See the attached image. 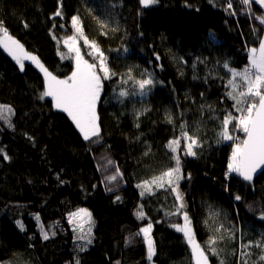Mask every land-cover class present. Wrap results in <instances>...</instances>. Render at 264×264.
<instances>
[{
	"label": "trees",
	"instance_id": "16d2710c",
	"mask_svg": "<svg viewBox=\"0 0 264 264\" xmlns=\"http://www.w3.org/2000/svg\"><path fill=\"white\" fill-rule=\"evenodd\" d=\"M231 3L229 8L228 0H158L143 9L139 0H0L8 35L58 79L75 69L65 45L70 37L84 60H98L72 27L73 16L116 73L102 81L101 133L99 143H92L50 97L39 98L44 74L27 61L21 71L0 47V104L13 110L0 119V264H195L183 233L173 226H182L185 214L202 247L211 236L224 237L216 247L223 249L225 264H236L242 243L264 237V172L250 183L229 172L232 145L244 133L230 124L236 141L218 135L226 115H240L225 95L231 75L223 65L247 66L248 49L258 48L264 36L255 18L264 9ZM58 9L62 16L54 15ZM149 77L154 84L141 95L135 80ZM121 91L127 95L121 97ZM181 124L198 139L195 156L185 154L183 141L176 153L166 147L181 138ZM214 152L203 174L188 166ZM173 156L181 160L180 179L169 185L163 173L175 168ZM117 168L120 175L109 182ZM179 185H185L190 211L180 208L172 190ZM79 208L91 213L86 248L69 222ZM141 209L143 219L137 217ZM149 223L151 261L140 233ZM250 251L252 264L260 249ZM206 255L209 264H219Z\"/></svg>",
	"mask_w": 264,
	"mask_h": 264
},
{
	"label": "snow or ice",
	"instance_id": "6c2138e0",
	"mask_svg": "<svg viewBox=\"0 0 264 264\" xmlns=\"http://www.w3.org/2000/svg\"><path fill=\"white\" fill-rule=\"evenodd\" d=\"M158 3V0H139L141 8H148L151 5ZM241 3L249 11L252 10V3H255L264 9V0H241ZM228 7H232L231 0H228ZM235 15V13H231ZM55 16H62V12L58 9ZM260 24L264 25V14L257 15L255 17ZM72 27L80 38L84 39L85 44H88L92 50L97 53V63H89L84 60L80 55L79 48L74 47V39L72 37L69 40H65V45L69 48V51H75V69L71 75L66 79H58L52 75L37 59L35 56H31L24 52L22 45L16 40L12 39L6 29L3 28V22L0 21V32H3L4 39L0 40V46L12 56L16 63L20 66L21 71L24 70L23 60H31L40 71L44 74L45 86L44 91L40 95V99L50 97L53 103V107L59 111L66 113L71 119L75 128L79 131L80 135L85 141H91L92 143H99L101 128L98 123L99 117L97 113V104L100 100L102 81L110 79L116 75L115 72L108 67L107 59L103 52L97 46L95 41H89L83 33L82 27H80V18L73 16L71 18ZM27 26V25H25ZM63 27V25H61ZM101 27H105L101 23ZM264 30V29H262ZM255 31V29H254ZM104 34V33H101ZM72 41V44L69 41ZM21 53L23 55H21ZM97 59V57H94ZM159 59V57H157ZM248 64L243 70H236L230 67L228 62H225L223 68L230 73L231 79H228L225 88L230 89L225 92V95L234 101L233 107L239 116L233 115L231 112L225 116L222 121V130L218 133L219 137L224 141H236L237 138L230 134L229 125L232 124V131H242L244 138L239 142H234L232 145V155L228 164V171L235 172L237 175L243 177L245 181L252 180V174L261 165H264V38L259 40V47H251L248 49ZM99 73H103L101 76ZM128 80H133L132 70L128 71ZM237 78L239 82H237ZM127 82V81H124ZM154 84L152 78H142L135 80V85L138 86L139 93L145 95V89L150 88ZM121 97L127 95L125 91L119 93ZM13 114V110L8 105L0 104V119L7 120L10 115ZM169 123H172L171 116L166 117ZM234 121V123H233ZM185 125L181 124V138L173 139L168 142L166 147L172 152L176 153L181 142L185 143V154L188 156H195L194 147H199L198 139L194 134L190 135L185 130ZM96 138V139H93ZM2 152V150H0ZM4 159L9 157L5 154ZM175 159V168H171L169 171L163 173V176L168 177L169 185L175 184L180 179V165L181 160L178 156H173ZM112 163L111 160L108 161ZM120 175L119 168L116 169V175L107 177L111 182ZM157 178V179H162ZM177 191L175 187L172 189ZM119 199V197H117ZM239 195L236 196V200H240ZM177 200H182L181 195L177 192ZM183 203L180 204V208H183ZM215 215L213 214V218ZM137 217L144 218L143 210L137 212ZM72 218H81V222L78 227L83 231V218L91 219V213L87 209H78L77 212L70 214L69 222L72 223ZM38 219V217H37ZM261 220H264V215L260 216ZM184 226L173 225L176 231L182 232L186 242L189 244L192 252L191 259L195 264H209V256L206 255L210 252L213 256L219 259V264H225V260L220 259V254L223 249L216 247L218 240L224 239L223 236H211L203 247L196 242L195 236L190 227V221L187 214L184 215ZM207 224L208 221L206 220ZM21 229L23 225H19ZM152 224L149 223L147 227H142L140 233H143L144 240L147 245L148 259L151 261L155 255V248L153 241L150 237ZM223 225L216 227L214 231L220 233ZM139 235V233H137ZM45 240L48 239V235L45 233ZM83 237H81L82 239ZM227 239L232 240V236H228ZM88 243H91L89 240ZM253 247L260 249V253L257 254V259L252 264H264V237L261 240L255 242L242 243L239 246V258L236 264H249V259L253 253L250 251ZM83 250V249H82ZM233 251V254H235ZM79 264V261H77Z\"/></svg>",
	"mask_w": 264,
	"mask_h": 264
},
{
	"label": "rangeland",
	"instance_id": "374dc122",
	"mask_svg": "<svg viewBox=\"0 0 264 264\" xmlns=\"http://www.w3.org/2000/svg\"><path fill=\"white\" fill-rule=\"evenodd\" d=\"M263 38H264V36H263ZM2 39H4V37H3V33H1L0 34V40H2ZM69 43L70 44H72V41L70 40L69 41ZM1 48H2V50L7 54V55H9V53L4 49V47H2V46H0ZM67 47V46H66ZM74 47L75 48H77V45H76V40L74 39ZM68 48V47H67ZM68 50H69V48H68ZM24 52H26L25 50H24ZM26 53H28V52H26ZM71 54H72V56H73V58L75 59V51H72V52H70ZM29 55H31V56H35V55H33V54H30V53H28ZM21 55H23L22 53H21ZM11 58H12V56L11 55H9ZM36 57V56H35ZM38 59V58H37ZM29 62V63H31V64H33L34 66H36V64L35 63H33L31 60H23L22 62L24 63V62ZM37 67V66H36ZM38 68V67H37ZM39 69V68H38ZM40 70V69H39ZM216 153L217 152H214V153H211V154H209V155H206V156H204L203 158H201V159H194V160H192V161H190L189 163H188V166L196 173V174H198V175H201V174H203V171H204V167H205V165L206 164H208V163H211L213 160H214V158H215V156H216ZM176 189H177V191L175 192V195H176V198H177V192H179V194L181 195V197H182V200H180V201H178V203H179V206H180V204L181 203H183V205H184V207L182 208L183 210H185V211H190V209H191V203H190V200L184 195V189H185V185H179V186H177V187H175ZM79 209H81V208H79ZM83 209H87V208H83ZM78 210V209H77ZM77 210H75L74 212H77ZM88 210V209H87ZM73 212V213H74ZM89 212V211H88ZM69 220H70V217H69ZM83 220H84V223H83V231H81V229H80V227H78V225H79V223L81 222V218H72V227L76 230V232H78V233H80V236H82L83 238L81 239L82 240V242H83V247L84 248H86L87 246H88V241L90 240V233H91V228H92V221H91V219L90 220H88V218H83ZM184 224H185V222H184ZM184 224H182V226H184ZM181 226V227H182ZM144 227H147V225L146 226H144ZM143 234V233H142ZM150 237H151V232H150ZM152 239V238H151ZM147 246V245H146ZM195 263V262H194ZM153 264V263H152Z\"/></svg>",
	"mask_w": 264,
	"mask_h": 264
},
{
	"label": "water",
	"instance_id": "95a60500",
	"mask_svg": "<svg viewBox=\"0 0 264 264\" xmlns=\"http://www.w3.org/2000/svg\"><path fill=\"white\" fill-rule=\"evenodd\" d=\"M149 8V7H148ZM145 9V8H143ZM147 9V8H146ZM264 172V165H261L259 168H257V170L252 174V180L250 181H245L243 179V177L239 176V178L244 181V182H247V183H250L252 182L255 178H257L259 175H261L262 173Z\"/></svg>",
	"mask_w": 264,
	"mask_h": 264
},
{
	"label": "bare ground",
	"instance_id": "6f19581e",
	"mask_svg": "<svg viewBox=\"0 0 264 264\" xmlns=\"http://www.w3.org/2000/svg\"><path fill=\"white\" fill-rule=\"evenodd\" d=\"M244 138V137H243Z\"/></svg>",
	"mask_w": 264,
	"mask_h": 264
}]
</instances>
